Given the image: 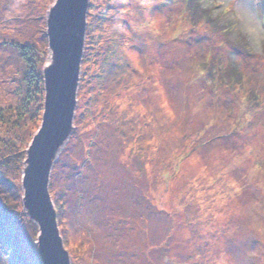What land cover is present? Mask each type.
Returning a JSON list of instances; mask_svg holds the SVG:
<instances>
[{
	"label": "rangeland",
	"instance_id": "obj_1",
	"mask_svg": "<svg viewBox=\"0 0 264 264\" xmlns=\"http://www.w3.org/2000/svg\"><path fill=\"white\" fill-rule=\"evenodd\" d=\"M54 2L0 0V264H43L22 177ZM241 12L264 27V0H90L49 183L70 264H264V57Z\"/></svg>",
	"mask_w": 264,
	"mask_h": 264
},
{
	"label": "water",
	"instance_id": "obj_2",
	"mask_svg": "<svg viewBox=\"0 0 264 264\" xmlns=\"http://www.w3.org/2000/svg\"><path fill=\"white\" fill-rule=\"evenodd\" d=\"M90 0H55L47 20L50 61L44 67L42 125L27 150L23 206L38 225L43 264H70L49 183L59 153L74 128Z\"/></svg>",
	"mask_w": 264,
	"mask_h": 264
},
{
	"label": "clouds",
	"instance_id": "obj_3",
	"mask_svg": "<svg viewBox=\"0 0 264 264\" xmlns=\"http://www.w3.org/2000/svg\"><path fill=\"white\" fill-rule=\"evenodd\" d=\"M222 2V0H217V3ZM243 0H241V3ZM207 7H213L212 4H208ZM229 12V7L225 6L223 12L215 13L216 16H223L224 13ZM229 19L235 20L239 23V27L236 29H230L237 34V38L244 42L248 51L256 53L261 57H264V27L260 23L253 19H250L242 12L238 15L230 16ZM164 21L161 17H148L143 23L142 27L149 31L158 32L163 25ZM264 171V168L261 169ZM257 253L253 252L252 255L255 256Z\"/></svg>",
	"mask_w": 264,
	"mask_h": 264
},
{
	"label": "trees",
	"instance_id": "obj_4",
	"mask_svg": "<svg viewBox=\"0 0 264 264\" xmlns=\"http://www.w3.org/2000/svg\"><path fill=\"white\" fill-rule=\"evenodd\" d=\"M47 29H48V27H47ZM46 92V91H45ZM45 96H46V94H45ZM44 113V112H43Z\"/></svg>",
	"mask_w": 264,
	"mask_h": 264
}]
</instances>
